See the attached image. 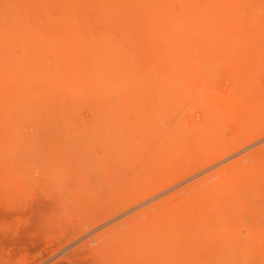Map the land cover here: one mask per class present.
<instances>
[{"label": "rangeland", "instance_id": "1", "mask_svg": "<svg viewBox=\"0 0 264 264\" xmlns=\"http://www.w3.org/2000/svg\"><path fill=\"white\" fill-rule=\"evenodd\" d=\"M23 1L26 8L45 2ZM56 1L55 15L68 11L69 0ZM236 2L203 4L197 48L137 69L120 94L92 100L54 124L36 121L34 128L32 115L27 123L23 111L0 102V264H122L97 252L94 236L165 199L176 201V194H195L202 181L208 180L206 194L225 181L237 188L251 178H259L253 187L260 196L194 244L149 264H264V0ZM140 29H148L144 19ZM164 144L153 161L145 158ZM64 182L74 200L53 215L52 195L61 189L53 186Z\"/></svg>", "mask_w": 264, "mask_h": 264}, {"label": "bare ground", "instance_id": "2", "mask_svg": "<svg viewBox=\"0 0 264 264\" xmlns=\"http://www.w3.org/2000/svg\"><path fill=\"white\" fill-rule=\"evenodd\" d=\"M209 1L214 0H69L66 1L68 11L55 15L59 8L56 0H45L41 7L35 8H26L23 0H0V102L8 100L7 105L12 103L9 111H23L25 121L30 124L33 121L31 125L36 123L35 128L36 121H60L64 119L63 114L83 111L90 102L94 104L92 100L118 95L123 90V83L137 75V69L161 65L168 60V53L197 48L200 42V13L203 4ZM115 17L119 20L115 21ZM143 19L148 23L144 34L141 30L143 27L140 29ZM160 51L165 56L155 57L154 54ZM13 87H17L18 91H13ZM29 114L32 115L30 119L33 117L31 121L28 120ZM54 114L60 119L55 118L56 115L53 117ZM19 115L16 114L20 118L24 116ZM48 126L52 125L45 124L44 128ZM165 147L164 144L155 150L151 148V151L148 150L150 156L145 158L153 161V157L161 155ZM147 159H144L143 168L146 164L149 166ZM257 179L253 181L251 178V184L245 183L237 188H229L225 185L226 181H222L220 188L208 189L206 194L203 192L208 180L202 181L195 194L186 197L174 194L176 201L171 200L174 199L172 197L163 200L152 207L155 213L151 212L152 208H145V211L94 236L98 244L97 252L101 250L104 256L126 264H149L163 252L194 244L205 237L214 224L244 208L246 200L260 196L257 185L253 187ZM67 183L52 185L55 189L61 188L52 195L54 201L52 199L50 209L53 215L55 209H61L65 204L70 206L74 200ZM84 188L87 189V185ZM170 201L177 204L172 209L167 207ZM34 208L33 211L39 207ZM180 208L182 210H177ZM54 217H58V214ZM83 249L79 250L80 253L87 251Z\"/></svg>", "mask_w": 264, "mask_h": 264}]
</instances>
